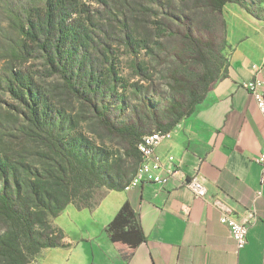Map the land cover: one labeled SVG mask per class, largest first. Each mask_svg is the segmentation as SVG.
Listing matches in <instances>:
<instances>
[{
  "label": "trees",
  "instance_id": "16d2710c",
  "mask_svg": "<svg viewBox=\"0 0 264 264\" xmlns=\"http://www.w3.org/2000/svg\"><path fill=\"white\" fill-rule=\"evenodd\" d=\"M91 1L0 0L7 21V26H0V59L10 63L9 73L24 93L20 98L24 110L15 108L17 115L11 118L0 116V264H31L44 248L71 246L55 218L69 204L94 210L111 190L129 188L142 163L138 145L143 136L172 130L192 116L228 74V68L223 72L220 64L210 61L191 75L175 71L172 98L163 107L153 104L142 94L139 82L131 85L119 76L114 59L109 62V72L102 74L100 62L93 60L88 46L81 43L78 47L76 37L84 35L88 40L93 33L82 28ZM110 1L116 13H128L119 8L123 4L132 13L122 45L132 56L129 69L140 81L153 77L149 70L152 61L146 57L160 56L169 40L180 39L186 48L183 51L195 55L204 46L214 53L227 40L220 34L210 41L206 27L196 25L179 0ZM193 1L225 24L224 6L229 2L257 17L264 15L247 0ZM68 10V17H75L64 23ZM42 11L47 12V20L36 24L34 16L41 17ZM153 17L154 34L149 30ZM90 42L94 43L92 38ZM106 45L100 54L112 55ZM174 55L185 54L176 51ZM32 59H43L54 76L52 84H36L30 74L20 70ZM5 77L15 93L12 79ZM121 88L138 104L122 100L124 117L117 120L111 111ZM106 232L116 245L132 251L147 241L140 211L130 201L122 205Z\"/></svg>",
  "mask_w": 264,
  "mask_h": 264
},
{
  "label": "crops",
  "instance_id": "0c3cea01",
  "mask_svg": "<svg viewBox=\"0 0 264 264\" xmlns=\"http://www.w3.org/2000/svg\"><path fill=\"white\" fill-rule=\"evenodd\" d=\"M224 14L232 47L228 74L158 148L163 174L172 167L189 176L200 173L207 197H195L170 178L166 185L145 182L111 190L94 210L69 204L55 223L71 246L44 248L31 264H264V116L246 85L255 77L264 80V15L230 2ZM215 199L238 217L255 211L239 253ZM126 201L140 211L147 235L133 251L116 245L106 232Z\"/></svg>",
  "mask_w": 264,
  "mask_h": 264
},
{
  "label": "rangeland",
  "instance_id": "374dc122",
  "mask_svg": "<svg viewBox=\"0 0 264 264\" xmlns=\"http://www.w3.org/2000/svg\"><path fill=\"white\" fill-rule=\"evenodd\" d=\"M129 1L133 3V0ZM179 2L187 10L186 12L192 15L193 21L196 25L202 28L206 27V29L203 28L205 29V36L210 41H213V39L220 34L227 38L226 24L224 22L222 23L219 18L209 15L204 8L196 6L193 0H186L185 2L179 0ZM247 2L252 4L253 9L256 11L264 13L261 10L264 8V3H261V0H247ZM104 3H97L95 0L88 3L87 8L89 11L83 15L82 28L92 30L93 33L90 34L89 37L87 36L88 40H85L84 35H79L76 37L75 41H77L79 48H81V43L86 45V47L88 46L87 49H89V52L92 53L91 55H93V60H98V62H100L101 67L103 68L102 74L109 72V62L114 59L119 66V76L128 79V82L131 85L139 82L143 86L142 94L144 96L146 95L153 104L163 107L172 98L174 94V84L171 75L175 71L191 75L192 71L203 67L206 65L207 61L220 64L223 72H225L229 67L232 47L229 45L227 40L222 46H216L214 53L210 52L209 49L204 46L201 54L198 53L195 55V52L193 51H183L186 50V48L180 39H172L169 40L167 47L163 49L160 56L156 57L154 54H149V56L146 57L152 61L150 66L151 69L149 70L153 77L149 81H140L139 78L129 69V62L132 56L127 51L125 46L122 45L123 30H125L126 26H130L128 19L131 18L132 13H129L128 7L123 4L120 5L119 8H124L123 10H127L126 12L128 13L120 15L114 11V6L110 0H106ZM130 5H132V7L129 9H133V4ZM154 6H156V4ZM68 14L69 10L67 11V18H65L64 23H67L75 17L73 15L68 17ZM39 15H41L39 18L38 14H35L34 16L36 24H39L42 20H47L46 11L39 12ZM56 20H58V16L54 19V21ZM155 20L156 17L151 18L152 24L149 25V30L153 32V34L156 30V24L154 23ZM0 26H7V21L1 11V8ZM53 36L55 38L57 37L56 29ZM89 38L93 39V44L91 42L89 43ZM105 43L107 44L106 46L110 47L112 55L107 54L104 51L103 54H100L99 50H101ZM65 44H68V42ZM176 51L185 55L178 58L174 55ZM152 56H154V58H152ZM9 66L11 65L7 59H0V116H7L11 118L17 115L18 111L14 110L15 108L24 110V105L20 101V98L24 96V93L20 91V86L17 85V82L9 73ZM16 67L18 68V66ZM20 70L25 72L26 75L30 74V76L36 81V84L41 82L40 84L45 86L54 82V76L50 75L48 69L44 66L43 59H32L29 63L24 64ZM5 76H9L12 79L15 93L10 91V83L6 80ZM25 96L26 99H30L28 95ZM130 96L131 95H125V91L121 88L119 90V95L113 98V110L111 111V114L117 120H122L124 117V114L120 113L122 100H125V102L132 101L133 104H138V101L134 97ZM34 97L36 98L37 96L35 95Z\"/></svg>",
  "mask_w": 264,
  "mask_h": 264
},
{
  "label": "built area",
  "instance_id": "2783aa9c",
  "mask_svg": "<svg viewBox=\"0 0 264 264\" xmlns=\"http://www.w3.org/2000/svg\"><path fill=\"white\" fill-rule=\"evenodd\" d=\"M246 85L250 89L258 108L264 116V80L260 77H255L247 82ZM172 137L173 129L161 131L156 137L143 136L138 147L144 159V173L139 183L131 188L141 186L145 182L166 185L170 178H174L179 183L189 187L193 191L195 197L206 198L207 187L204 177L200 173L189 176L183 169L172 167L167 169L166 174H163L164 164L158 153V148ZM260 162L264 168V146L261 149ZM213 203L220 210V219L228 226L230 234L236 244V251L239 253L247 244L249 225L256 218L254 209L248 210L243 217H238L236 211L229 207L226 202L215 199Z\"/></svg>",
  "mask_w": 264,
  "mask_h": 264
},
{
  "label": "bare ground",
  "instance_id": "6f19581e",
  "mask_svg": "<svg viewBox=\"0 0 264 264\" xmlns=\"http://www.w3.org/2000/svg\"><path fill=\"white\" fill-rule=\"evenodd\" d=\"M159 134H160L159 132H153V133L147 134L145 136H147V137H156ZM143 173H144V159H143V156H142V163H141V166L139 168V171H138L136 177L134 178L133 182L131 183V185L129 187H134L136 184H138L139 181L141 180L142 176H143Z\"/></svg>",
  "mask_w": 264,
  "mask_h": 264
}]
</instances>
